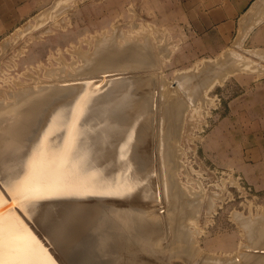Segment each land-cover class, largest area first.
I'll return each mask as SVG.
<instances>
[{
	"label": "rangeland",
	"instance_id": "rangeland-1",
	"mask_svg": "<svg viewBox=\"0 0 264 264\" xmlns=\"http://www.w3.org/2000/svg\"><path fill=\"white\" fill-rule=\"evenodd\" d=\"M25 1L28 0H0V101H11L13 99L12 94L19 91L24 86L33 84L34 86H38V84H43L46 81L58 82L57 80L61 79V77L62 79L67 77L68 73L82 75L87 74L89 71L92 75H95V79H80L78 84L88 87L84 93L80 92L81 99H84L88 103V111L91 112V118L98 120L99 112L93 108V104H90V99L94 98L93 103H95V108H110V110H112L114 106L116 107L122 104L121 99H126L125 97L129 95L127 89L130 86L127 83L131 80H135L136 85H134L136 88L133 85V90L136 94L133 92L134 97L132 94L131 98L134 100L148 97L149 105L152 106V112L156 114V117L153 118V127L155 131L157 130V123L160 121L158 112L162 109L165 111V116L162 120L163 127H165L164 132L166 135L170 137L172 136L173 144H175V155H173L172 158L175 163L174 171L175 173L177 172L176 176L180 181L179 184L181 183L180 185H182L183 192L191 198H196V200L200 199L198 201L199 206H195L196 203L193 206L195 208L193 209L192 207L191 209L194 211L199 208L200 210H196L192 214L188 213V216L185 217V220L188 222V224L186 222L188 225L187 228L193 237V243L192 246L188 244L186 249L180 250L179 247H177L178 243L173 240L174 235L171 230L172 227H170V225H172L171 222L175 221L176 216L174 215V217L169 220L166 218L167 207L171 205V202L168 200L164 201L167 196L161 195L160 193L159 195L157 191L158 188L160 189L159 185H161L157 176L158 173H155L157 177L154 174L155 178L151 179V182H153L151 183L153 184L152 189L155 191L153 190L152 197H148L149 200L155 204L156 199L153 198L157 194V202H160V204H157L156 202L157 205H155L157 207L151 201V203H149L148 198H145L144 200L142 197L145 201L142 202L143 200L139 196L142 194V196L144 195L146 197V195L138 188L137 191L135 189L136 192L132 191L130 194L128 193L127 196L122 195V197L121 195H116L115 198L117 202H115L118 205L113 202L115 206L111 204L112 201L115 200L113 199L114 196H101L100 199V196L98 195H94V197H92V195L85 197L95 203L99 199V205L97 204L99 207L98 209H95L96 204H93V202L92 204L90 202V204L94 208H92V206L91 208H88L90 205L88 204L89 200H87V202L84 197L54 198L49 201L48 199H40L36 202L26 200L25 190L21 193H15V191L11 193L5 188V182L7 180L10 178L19 180L21 177H19L18 174L14 175L12 172L5 175V173L0 171V197L3 198V201L13 203L3 210V214L2 211H0V215L2 214L0 220H7L11 216L21 218L24 225H29L34 229L37 233L35 235L37 239L42 245L46 246L47 249L49 248L48 250L58 259L60 264H70L67 262V256L69 253H71V256L79 258L80 262L82 258L88 255V252L85 249H81L77 246L70 247V244L74 241H78L79 238L74 237V239H70L66 243L61 241L62 235H72L73 230L80 232L77 236L85 235V240H88L89 243L91 241V244L93 245H98L96 250H94L95 252L91 255L94 260H109L112 256L115 259L117 258V260H115L117 261L115 262L116 264H122L121 257H124V259L126 258L123 261L124 264H129L133 261L129 260L130 258H127L126 255L128 257H130V255L132 257L133 255L135 260L137 258L139 260L140 258L142 262L146 257V262L148 261L150 264L152 261V264H161V255L164 257L163 264H191V262L192 264H240L241 262V264H252L253 261L256 260V257H260V255L264 256V8H262L264 4L261 6L258 4L257 8L253 11H251L252 9L247 10L241 16L234 31L228 35L225 41H220V45L217 46L214 41L203 39L201 36L202 34H199L197 30H194L193 19L188 20L183 13L186 11L181 10V0H68V7H66V10H61L63 12L62 17L53 18L54 21L51 20L53 23L49 22L39 28L28 29V31L26 30L27 32H24L22 35V30L26 29V24L29 21L33 22L34 17L37 14H40L46 8L52 7L56 2V0H36V2H38L36 10H21L20 7ZM256 1L258 0H255L253 4ZM254 11H258L259 15H256ZM181 12L183 15H181ZM247 15L251 16L248 17ZM256 16L259 17L256 18ZM63 18L65 20H63ZM242 18L243 20L246 18L245 20L247 21L241 20ZM255 18L258 20L256 21ZM250 19L253 20L254 23H250ZM248 20L251 25H248ZM135 23L136 25H134ZM243 24L245 31H242V29L244 30V27L242 28ZM46 26H49L52 32H50V30L44 31L43 28ZM106 36H109V41L106 39ZM124 36L126 37L124 38ZM160 37L164 38L161 39ZM101 38H105L106 40H102ZM100 39L103 42H100ZM149 39L151 41H149ZM115 40L116 42L118 40V42L116 43ZM108 42L110 45L106 44ZM97 47H99L98 50ZM147 47H149V49ZM228 51L233 60L228 58L229 55L226 53ZM101 52H103L105 55L104 58H106L107 61L105 60L104 64L91 68V62H89V60H99ZM234 52H237L240 55L236 56ZM223 56L225 59H223ZM227 58L230 60V63L227 65L228 67H226V69L221 68L224 72H218L221 69L219 66H216V64L222 60H227ZM238 59L243 60L241 61L243 64L244 62H249L248 64H250V66L254 65L257 67H248L250 69H245L243 68L245 65H238V62H236ZM214 60L216 61L213 62ZM115 61L117 63H114ZM79 65L81 67H79ZM110 65L112 67H110ZM108 67L110 70L107 71H110V74L106 72V74L109 75H107V82L109 83V79H118V81H120L117 84L115 83L114 86H112V83H103V79H101L102 70H105V68ZM200 68L202 70H200ZM238 68L241 69L238 70ZM188 69L190 71L191 69H195L194 73L195 71H200L196 77L193 76V79H191L193 82L201 81V84L198 87L199 89L197 88V92L195 93L193 91L191 92V89H188L186 86L179 84V76L181 74L179 72H189ZM233 69H235V72ZM215 70H218V74L220 75L222 73L223 76H219ZM229 70L232 71L230 72ZM207 71L208 73L206 74ZM214 72L217 75H215ZM177 74L179 76H177ZM205 74L208 77L212 74L210 76L211 78L213 74L214 76L212 80L209 79L210 82H207V79L205 81L206 83L202 84V78H205ZM216 76L219 77L216 78ZM174 77L175 79H173ZM106 84H108L109 88H107ZM165 87L166 89H163ZM178 87L180 88L179 91L176 90ZM108 89L110 91L103 93L101 97L98 96V94H101L104 90ZM183 89L185 91H183ZM164 90L170 91L166 94ZM189 90L194 96V100L196 99L197 102L196 100L192 102L193 96L189 95ZM199 90L201 92H199ZM181 107L184 108L181 109ZM79 109L80 107L78 106L74 108V110L77 111H79ZM2 114H0V117L6 115V112H2ZM110 118L109 113L104 119V122H108L106 126H109L110 128H108L107 133L103 135V138H105L106 141L113 143L115 142L116 136H114V139H110L114 132L112 131L114 127L112 126ZM72 131L69 132L65 141L62 143L60 152H54L52 154L51 144L46 139L37 141L38 144H40V148L43 146V150H49L51 152L48 156L53 157V155L57 154L64 158L63 162L65 163V166L62 168L63 174L67 173L69 167V151L72 144V142H69V139L75 137L74 134L72 135ZM152 142L151 144L153 145L159 143L158 140ZM151 144L150 147L152 146ZM35 145L36 142L33 143V146ZM109 146L110 144L107 145V148ZM114 152L115 148L111 144L110 155ZM153 156L155 159L157 158L155 152L152 154V157ZM154 157L153 160H155ZM157 159L159 160V158ZM157 159L156 161H158ZM38 160L40 159H37V161ZM104 167H106V164ZM49 173L53 174L44 170V174L47 177L49 176ZM72 181L73 179L68 177L62 182V184L73 185ZM41 182L43 183V181ZM147 182L148 181H144L145 184ZM99 184L103 183H97L94 186ZM103 185L107 186L106 184ZM183 187L186 190L189 189L190 193L188 192L189 190L185 191ZM192 189L195 191L193 192ZM138 192H141L140 195ZM135 193L137 194L135 195ZM203 194L204 196L202 197ZM134 196L136 199H133L135 198ZM197 196L201 197L197 198ZM91 197L93 199H90ZM96 197L97 199H95ZM105 197H108L109 199L112 197L111 199L113 200L108 201L109 199H106ZM128 197L129 200H127ZM102 198L103 201L101 200ZM121 198H125L123 199V202H121ZM209 198L210 200H208ZM78 199H80V202H83L80 203ZM131 199H133L132 201L134 204ZM101 201L106 203L103 204ZM125 201H129L128 205L132 204L128 206L124 203ZM118 202L121 203L119 204ZM161 202L164 203L161 204ZM150 204L151 206H149ZM212 204L215 205V207ZM73 205H80L83 213L82 211H78V213L76 210H73L71 208ZM100 205H104L103 209L101 208V210L104 211L111 205L112 208L116 206L122 208H125L126 206L131 209L135 208L136 210H141V208H143L144 211L147 212L146 207L148 206L150 207L148 209L154 211V214L159 211H161L159 213H162V215L164 213L163 216L159 215L160 217L157 218V221L153 220V217L151 216H149L151 218L147 216V219L143 217V219H145L144 221L142 218L139 220V222L141 221L143 224L144 222L145 224L148 223L149 220H152V223L154 221V223H158L159 221L160 223L159 225L157 224L158 226L153 223L156 228L164 223L160 228L166 226L162 228L165 230L161 231L157 228V230L160 231L157 232H162L160 236H164L163 238L161 237L162 239L160 238L163 240L160 243V249L155 246L159 239V236L158 239L156 237L158 234L157 232H155L157 233L155 235L153 234V231H151L153 234L152 240H154L155 237V240L157 239L152 246L151 244H153V241L150 242L151 232L144 235L140 231L133 229L131 230V238L128 234H125L126 231H123V234H120V237L117 238L119 243L117 242L118 240L115 241L116 243L112 242L114 243V246H112L113 252L111 254L110 252L106 253L105 251L107 247L101 246V239L104 235L110 236L109 234L112 229L110 224L106 227V223L103 224L104 221L102 220L103 215L106 214L109 209L102 212L99 210L101 207ZM137 206L138 208H136ZM158 206L165 207L164 209L161 207L159 209ZM155 209H157V211H155ZM95 211L101 216L98 213V216H96V213H94ZM73 213H76V215ZM108 213H110V215L106 214L103 217L104 220H106L105 222L110 221L109 217L113 214L110 211ZM240 214L241 216H239ZM90 215H93V221ZM107 215L109 217L105 219ZM249 216H251V218ZM95 217H98V221ZM45 218L46 220H44ZM160 218H162V221L164 222L160 221ZM163 218H166V221L165 219L163 220ZM243 218L247 219L245 220ZM247 221H251V224ZM166 223H169L170 225H167ZM60 225L62 226V230L65 229V232L61 231ZM90 225L91 227H88ZM98 225L105 226L102 228L108 229L106 231L107 234L98 232L94 233V227H100ZM47 227H52V231L47 230ZM82 228H84V232L82 231ZM53 229L57 231L55 232ZM58 233H60L61 237L60 235L57 236ZM124 234L128 235L129 239L128 236H125ZM133 236H136V238L134 239ZM148 236H150V238ZM126 238L127 240H125ZM129 240H132L131 242L133 243H129ZM140 240L146 242L143 241V243H140ZM168 240H170L168 243L171 245L167 243ZM172 240L174 241L173 244ZM124 241L126 243L128 241L127 244H130L131 246L135 242L136 247L133 246L136 250H131L133 246L131 247L129 245V248H131L129 249L126 246L127 253H125V251H123V248L125 247L121 246V244H125ZM159 242L160 241H158V243ZM180 244L182 245L183 243L179 242V245ZM185 244L186 243L184 242L183 245ZM165 245L168 248L163 251L164 249L162 248H165ZM180 248H182V246ZM133 251L134 253L136 252V254L139 252L140 255H137L138 257L135 256L136 254H134ZM144 251L146 253H143ZM141 253L145 255L142 256ZM147 253H149V256L151 254V258L146 255ZM153 253L158 256H155ZM153 255L155 256L154 259L152 257ZM156 257L157 259H155ZM159 257L161 258V261L159 260L160 262L158 261ZM239 257L241 259H239ZM131 259L134 258L132 257ZM83 263L84 261L81 264ZM86 264H92V262L88 261Z\"/></svg>",
	"mask_w": 264,
	"mask_h": 264
},
{
	"label": "bare ground",
	"instance_id": "bare-ground-1",
	"mask_svg": "<svg viewBox=\"0 0 264 264\" xmlns=\"http://www.w3.org/2000/svg\"><path fill=\"white\" fill-rule=\"evenodd\" d=\"M258 1H256L250 7L249 10L252 9L251 11H253L257 8L258 4H260V6L262 4H264V0H260L259 2ZM66 7H68V0H56V2L53 4L52 7L46 8L40 14H37L34 17L33 22L29 21L26 24V29L22 28V29H24V30H22V32H23L22 35L24 34V32H27L28 29L31 30V28H39V27L43 26L44 24L52 22L51 20H53V18L55 19L58 17H62L63 12L61 10H66ZM262 8H264V6ZM132 9H133V7H132ZM255 13L257 15L258 11H256ZM135 14H136V12H135ZM253 15H254V13H253ZM249 16H251V15H249ZM244 17H245V15H244ZM257 17H259V16H256V18ZM256 18H255V20H256ZM260 18H262V17H260ZM59 19H62V18H59ZM245 19L246 18H244V20ZM63 20H65V19L63 18ZM241 20H243V18ZM245 21H247V20H245ZM250 21H251L250 23H254L253 20L250 19ZM116 23H118V22H116ZM248 23H249V20H248ZM250 23L248 25H251ZM58 25H60V24H58ZM134 25H136V23ZM243 27H244V24L242 25V28ZM20 28H19V30H20ZM43 30L44 31L50 30V32H52L49 26L44 27ZM242 31H245V27H244V30L242 29ZM124 33H125V31H124ZM124 33H123V35H124ZM147 33H148V31H147ZM114 35H115V33H114ZM240 35H241V33H240ZM246 35H247V33H246ZM19 36H20V33H19ZM109 36L112 37L111 35H109ZM109 36H106L107 40H108ZM238 36H237V38H238ZM125 37L126 36H124V38ZM241 37H243V36H241ZM132 38H134V37H132ZM146 38H148V37H146ZM160 38L163 39L164 37L163 38L160 37ZM101 39H100V42H103V41H101ZM103 39L106 40L105 38H103ZM115 39H116V37H115ZM145 40H147V39H145ZM239 40H240V38H239ZM149 41H151V40L149 39ZM149 41H148V43H149ZM237 41H238V39H237ZM115 42H116V40H115ZM117 42H118V40H117ZM131 42H132V40H131ZM146 43H147V41H146ZM234 43H235V41H234ZM106 44H109V42ZM121 44H122V42H121ZM158 44H160V43H158ZM162 45H163V43H162ZM235 45H237V44H235ZM146 46H148V45H146ZM116 47H117V45H116ZM149 47H147V48L149 49ZM98 48L99 47H97V50H98ZM239 48H242V47H239ZM92 52H93V50H92ZM83 53H85V52H83ZM226 53L229 55L228 58L230 59L231 58V56H230L231 54H229L230 52L228 51ZM80 54H81V52H80ZM127 54H128V52H127ZM234 54L236 56L240 55L237 52H234ZM104 56L105 55L103 54V52H101V54L99 55V60H97V61H91L92 59L89 60V62H91L90 67L93 68V67H97L100 64H104L105 60L107 61V59L104 58ZM132 56H133V54H132ZM221 56H222V54H221ZM84 57H85V54H84ZM137 57H138V55H137ZM228 58H227V60L220 61L221 63L220 62L219 63L217 62L218 64L215 63L216 66H219L220 69L221 68L226 69V67H228L227 65L230 63V60H233V58H231L230 60H228ZM234 58H236V57H234ZM121 59H123V58H121ZM137 59H135V60H137ZM219 59H220V57H219ZM223 59H225L224 56H223ZM215 61L216 60H214L213 62H215ZM241 61H243V60L238 59V61H236V62H238V65L239 64L242 66L245 65L243 67L245 69H247L248 67H250V68L257 67L254 65L250 66V64H248L249 62L248 63L244 62V64H243V63H241ZM114 63H117V62L115 61ZM233 63L236 64L235 62H233ZM231 65H232V63H231ZM79 67H81V66L79 65ZM110 67H112V66L110 65ZM258 67H260V66H258ZM108 68H105V70L104 69L102 70L103 72H102L101 79H103V83H108L107 82L108 81V79H107L108 74H106V72H108V73L110 72V71H107V70H110V68L109 69ZM202 68H203V66H202ZM232 68H233V66H232ZM250 68H248V69H250ZM210 69H208V70L211 71ZM239 69H241V68H238V70ZM194 70L191 69V71H190L188 69L189 72H186V71L179 72L181 74L179 76L178 75L179 73H178L177 76H179V84L180 85L186 86L188 89H191V92L193 91L195 93V92H197L196 90L200 86L201 81H198V82L194 81L193 82V80H191V79H193V76L196 77L198 72H200L198 70V72L195 71V73H194ZM200 70H202V69L200 68ZM221 70L220 71L215 70V71L216 72L217 71L218 72H224L223 70L222 71ZM234 70L235 69H233V71ZM229 71L231 72L232 70H229ZM262 71H263V69H262ZM77 72H78V70H77ZM218 72H217V74H218ZM258 72H259V70H258ZM207 73H208V71L206 72V74ZM209 73H213V72H209ZM111 74H112V72H111ZM214 74H215V72H214ZM214 74H213V76H214ZM217 74H215V75H217ZM220 75L223 76L222 73ZM94 76L95 75H92L91 72H89V71L87 74H82V75L74 74V73H68L67 77H65L64 79H62V77H61V79L57 80L58 82L46 81L47 83L46 82H44L43 84L40 83V85L38 84V86H34V84L24 86L22 89H20L17 92H14L12 94L13 99L11 101H0V114H2V112H6V115L0 117V171L5 173V175L10 174L12 172L14 175L18 174V176L21 177L19 180H15L13 178H10L9 180H7L5 182V188L8 189L9 192H11V193H13L14 191H15V193H21L23 190H25L26 191V200H29L31 202H36V201H39L40 199H48V201H49L50 199L53 200L54 198L55 199L56 198H67V197H75V198H81V197L83 198L84 197L85 198L87 196L89 197L90 195H92V197H94V195H98V196H100L99 199L101 198V196H114L113 199H115V200L112 201V203H111V204H113V202L114 203L117 202L116 198H115L116 195H121V196L126 195L127 196L128 193L130 194L132 191H135V189L137 191L138 188L140 189V191H143L146 195V197L144 195L142 196V194H141V196H139L141 192L140 193L138 192L139 193L138 196L141 197V199H142V197L144 198V200H145V198L147 199L148 197H152L154 189H152L153 184H151V183H153V182H151V179L155 178L154 177L155 173L156 174L158 173L157 176L159 178V181L161 182V185H159L160 189L158 188V190H157L158 194L160 193L161 195H166L167 199L164 196V198H165L164 201L168 200L171 202V205L169 207H167L166 218H168L167 220H169V219H172L174 217V215L176 216L175 221L171 222L172 225H170L169 223L168 224L166 223L167 225H170V227H172V229L171 228L170 229L172 230L173 235H174L173 240H175V242L178 243L177 247H179L180 250L186 249L188 244H190L192 246L193 237H192L191 232L187 228L188 222L185 220L186 219L185 217L188 216V213L192 214L196 210H200L199 208L195 209L194 211L191 209L196 203L198 205L196 204L195 206H199L198 201L200 199L196 200V198H191L190 196L186 195L183 192L182 185H180L181 183L179 184L180 181L178 180V178L176 176L177 172L175 173V171H174L175 163L173 162V159H172L173 155H175V151H174L175 144H173L172 136L170 137V136L165 134V132H164L165 127H163V124H162V120L164 119V116H165V111L163 109H162L163 111L158 110L160 121H159V123H157L158 124L156 126L157 130L155 131L154 127H153L154 126V122H153L154 119L153 118L156 117V114L154 112H152V106L149 105L148 97H146V98L144 97L143 99H141V98L140 99H134V100H133V98H131L132 97L131 95L133 94V92L135 93V91L133 90V85L135 84V80H131L127 83L130 86L127 89L129 95L127 97H125L126 99H121L122 104L118 105L116 107L114 106V108L112 110H110V108H106V109H101V107L95 108V103H93L94 98L90 99V101H89L90 104H93V108L98 110V112H99V119L95 120V119L91 118V112L88 111V103L84 99H81L80 92L84 93L88 89V87H85V85L78 84V82H80L79 81L80 79H87V78L95 79ZM162 76H163V74H162ZM213 76H212V78H213ZM219 76H216V78H218ZM133 77H135V76H133ZM175 77L173 79H175ZM207 77L208 76L206 75L205 78H202L203 79L202 84L206 83L205 81L207 79H208L207 82H210L209 79L212 80L211 77L210 78L209 77L207 78ZM137 78H136V81H137ZM132 79H135V78H132ZM109 80H110L109 83L113 84L112 86H114L115 83L117 84L120 82V81H118V79H113V80L109 79ZM24 82H26V81H24ZM171 82H173V81H171ZM27 83H31V82H27ZM36 83H37V81H36ZM175 83H176V81H175ZM108 84H106L107 88H109ZM170 84H173V83H170ZM22 85H23V82H22ZM205 85H207V84H205ZM186 87H184V88H186ZM135 88H136V86H135ZM163 89H166V87ZM179 89H180L179 87H178V89L176 88V90H178V91H179ZM200 90H199V92H201ZM107 91H110V90L109 89L104 90L101 94H98V96L101 97L102 94L106 93ZM169 91L164 90V92H166V94H168ZM180 91H182V90H180ZM183 91H185V90L183 89ZM89 92H90V89H89ZM188 92H190V90ZM191 92L189 95L193 96L191 94ZM162 94H164V93H162ZM146 96H148V95H146ZM133 97H134V94H133ZM138 97H141V96H138ZM192 98H193L192 102H194L196 99L194 100V96ZM208 100H210V99H208ZM185 102H186V100H185ZM196 102H197V100H196ZM76 106L80 107L79 111L74 110V108ZM167 107H168V105H167ZM183 108L181 107V109H183ZM109 113H110V117H111L110 121L112 122V126L114 127V129L112 130L114 132H113V135L111 136L110 139H114V136H116L115 142H113V143H110V142L106 141L105 138H103V135L106 134L108 128H110L109 126L108 127L106 126L108 122H104V119L106 118V116ZM181 126H182V124H181ZM72 129H73V131H72ZM70 131H72V135L74 134L75 137H73L72 139H69V142L70 143L72 142L71 149L69 151V159H68L69 167H68L67 173L63 174L62 168L65 166V163L63 162L64 158L61 157L60 155H57V154L53 155V157L48 156V154L50 155L51 152L49 150H43V146L40 148V146H39L40 144H38L37 141H41V140L46 139L51 144L52 154L54 152H60L62 143L65 141V138L67 137V135L69 134ZM108 132H110V131H108ZM154 140H158L159 143L157 142L158 144H156V145L151 144V142ZM35 142H36V145L33 146V143H35ZM152 143H154V142H152ZM109 144H110V146L107 148V145H109ZM111 144L114 146L115 152L110 155ZM150 144L153 147L152 146L150 147ZM22 149H24V150H22ZM178 151H179V149H178ZM154 152H155V156L157 155V158H159V160L156 158L158 161H156L154 156L153 157L155 160H153L152 154H154ZM37 159H40V160L37 161ZM105 164H106V167H104ZM44 170L51 172L53 174L49 173V176H48L49 178H48L44 174ZM156 174H155V176H156ZM68 177L73 179V181H72L73 185L62 184V182L64 180H66ZM94 180H96V181H94ZM41 181H43V183ZM144 181H148V182L145 184ZM156 181H158V180H156ZM97 183H103V184H106L107 186H105L103 184H99V185L94 186ZM141 185H142V187H141ZM188 190L185 189V191H188ZM192 191L194 192L195 190L192 189ZM188 192L190 193V190ZM201 193H203V192H201ZM0 194H1V192H0ZM136 194L137 193H135V195ZM155 194H156V192H155ZM131 196H129V197H131ZM203 196H204V194L202 195V197ZM92 197L90 199H93ZM129 197L127 200H129ZM159 197H161V196H159ZM198 197H201V196H197V198ZM103 198L101 199L102 201H103ZM105 198L107 199L108 197H105ZM111 198L110 199L108 198L109 199L108 201L113 200ZM125 198H123V199H125ZM210 198L208 200H210ZM2 199L3 198L0 197V211H2V214H3V210L13 203L9 202V201H3ZM95 199H97V197ZM123 199L121 202H123ZM133 199H136V197ZM133 199H131V201ZM138 199H140V198H138ZM153 199H156V202H157V200H158L157 194ZM79 200L80 199H78V201ZM85 200L87 201L89 199L85 198ZM98 200L96 203L92 201L93 204L94 203L96 204L95 209H98V207H99V206H97V204L100 202V201L98 202ZM144 200L142 202H145ZM119 201H120V198H119ZM148 201H149V203L152 202L151 200H149V198H148ZM81 202H83V201H81ZM90 202L91 201L89 200L88 204H90ZM92 202H91V204H92ZM156 202H155V204H156ZM158 202H157V204H160V202L159 203ZM75 203H76V201H75ZM102 203L105 204L106 202H102ZM124 203L128 205L129 201L128 202L125 201ZM163 203L161 202V204H163ZM91 204L88 206V208H91V206H92ZM133 204H134V202H133ZM147 204H148V202H147ZM106 205H108V204H106ZM130 205H128V206H130ZM73 206H71V208L73 210H76L77 212L82 211L80 208V205H73ZM100 206L101 207L99 210H101V208L103 209L104 205L103 206L100 205ZM113 206H115V204H113ZM138 206L136 208H138ZM144 206H145V203H144ZM149 206H151V204ZM213 206L215 207V205H213ZM107 207H105V208H107ZM110 207L112 208L111 205L109 206V208H107V209H109L108 212L110 211L113 214L111 217H109L108 215H110V213L106 212V214H108V215L105 217V219L109 217L110 221H108V219H107L108 222H105L106 220H104L103 217L106 214L102 213V214H104L102 217V220L104 221L103 224L106 223V227H108L107 225L110 224L111 229H112L110 231V234H109L110 236L104 235L101 239V246L107 247V249L105 251L106 253L110 252V254H111L113 252L112 246H114V243H116L115 241L118 240L117 238L120 237V234H123L122 233L123 231H126L125 234H128L130 236L131 232H132L131 230H133V229L140 231L144 235H146L147 233H149L151 231H153V234H155V235L158 233L159 235L157 234L156 237L158 239V236H159V239L158 240L156 239V240H157V243H158V241H160V242L158 244L156 243L157 245L155 244V241H156L155 238L156 237L154 238V240H152V237H153L152 232H151L152 235L150 234V236H151L150 242L153 241V244H151V245L153 246L155 244V246L159 247L158 249H160V245H161L160 243H161V241H163L161 239L164 236H160L162 232L159 233L160 231L157 230V228H159L161 231L165 230L162 228H164L166 226H164V227L162 226V228H160L161 225H164V223L161 224L160 227L156 228L155 225H157V224L159 225V223H160L159 221H158V223H154L155 222L154 221L153 222L155 224L154 225L152 223V220L150 221L148 219L152 224L149 221H148V223L145 224V222H144V224H143L141 221L139 222V220H140V218L143 219V217H145V219H147V216L148 217L151 216V217H153L152 218L153 220L157 221L158 220L157 218H159L162 215V213L161 214L159 213L161 211L158 210L159 212L154 214V211L149 210L148 208H150V207H148V206L146 207L147 210L145 209L148 213L145 212L144 209L141 207H140L141 210H138V209L136 210L135 208L131 209L130 207L128 208L126 206H125V208L116 206L112 209ZM131 207H133V206H131ZM160 207L162 209H164L165 206H160ZM160 207H159V209H160ZM92 208H94V207L92 206ZM194 208L195 207H193V209ZM107 209H105V211ZM99 210H97V211H99ZM152 210H154V209H152ZM101 211L103 212L104 210H101ZM155 211H157V209H155ZM209 211H210V209H209ZM234 212H236V211H234ZM82 213H83V211H82ZM94 213H96V211ZM97 213H96V216H98ZM146 213H147V215H146ZM73 214L76 215V213H73ZM92 214H93V212H92ZM79 215H81V214H79ZM163 215H164V213H163ZM237 215H238V213H237ZM249 215H251V214H249ZM239 216H241V214ZM90 217L92 218V221H93V215L92 216L90 215ZM151 217H149V218H151ZM249 217L251 218V216H249ZM95 218H94V220H95ZM166 218H163V220L165 219V221H166ZM145 219H143V221ZM191 219H192V217H191ZM243 219H245V218H243ZM44 220H46V218ZM44 220H43V222H44ZM159 220L162 221V218H160ZM97 221H98V219H97ZM251 221H247V222H249L251 224ZM162 222H164V221H162ZM186 222H187V224H186ZM92 224H93V222H92ZM100 224H101V222H100ZM194 224H195V222H194ZM64 225H65V223H64ZM62 226H63V224H62ZM62 226L60 225V229ZM98 226H100V227H98V228L94 227V233L98 232V233L107 234L106 231L108 229L102 228L105 226H101V225H98ZM88 227H91V225ZM51 228L47 227L46 229L50 231ZM57 229L60 230L59 228H57ZM64 230L61 229V231H64ZM83 230H84V228H82V231ZM171 230H169V231H171ZM258 230H259V228H258ZM157 231H159V232H157ZM167 231H168V229H167ZM128 232H130V233H128ZM155 232H157V233H155ZM60 233L63 234L62 232H60ZM60 233H58L57 236L60 235ZM72 233H73L72 235H68V234H65L64 236L62 235L61 241L66 243L70 239H74V237L79 238L78 241H74L72 244H70V247L77 246V247H80L81 249H85L88 252V255L86 257L82 258V260L80 262L79 258L71 256V253H69L70 255L68 253H66V254H68L67 262H69L70 264H79V263L81 264L84 261L83 264H86L88 261H91L92 264H116L115 262H117V261H115V260H117V258L115 259L112 256H111V258H109V260L108 259L107 260H103V259L94 260V258L91 255L93 252H95L94 250H96L98 245H93V244H91V241L89 243L88 240H85V238H84L85 235L77 236L80 234V232L73 230ZM259 233H260V231H259ZM36 234L37 233L34 231V229L32 227H30L29 225H24V222L22 221V219L17 217V216H11L7 220L1 219L0 220V264H60L58 259L55 258V256L48 250L49 248L47 249L46 246L41 244V242L35 236ZM165 234H166V232H165ZM128 235H125V236H128ZM129 236H128V239H129ZM131 236H130V238H131ZM150 236H148V237L150 238ZM60 237H61V235H60ZM123 238H124V236H123ZM135 238H136V236L134 237V239ZM166 238H167V236H166ZM125 240H127V238ZM120 241H122V240H120ZM131 241L132 240H129V243H133ZM143 241L140 240L139 242L143 243ZM169 241L170 240H168L167 243ZM112 242H114V243H112ZM117 242L119 243V240ZM144 242H146V241H144ZM179 242L180 243L182 242L183 244L185 242L186 244L185 245H183V244L179 245ZM127 243H128V241H127ZM127 243L125 242L126 245L121 244V246L125 247V248H123V251H125V253H127L126 252V246L129 248V245H130V244L128 245ZM173 243H174V241L172 242V244ZM168 244H170V243H168ZM133 245L136 247L135 242ZM166 245H165V248H162V249H164L163 251H165V249L168 248ZM256 245H257V242H256ZM134 246H133V248H131V247L130 248H131V250L133 249L135 251L136 249H134L135 248ZM163 246H164V244H163ZM181 246H182V248H180ZM119 251H120V249H119ZM128 251H130V250H128ZM134 251H133V253H134ZM121 252H122V250H121ZM147 252H149V251H147ZM166 252H167V250H166ZM143 253H146V252L144 251ZM134 254H136V252ZM148 254L149 253H147L146 255H148ZM151 254H152V252H151ZM151 254H150V256L148 255L150 258H151ZM120 255H123V254H120ZM137 255H140L139 252L135 256H137ZM144 255L142 254V256H144ZM154 255L158 256L157 254H154ZM154 255L152 256L153 259L155 257ZM200 256H198V257H200ZM116 257H117V255H116ZM126 257L130 258L129 260H133L131 262L129 261L130 262L129 264H150V263H148V261L146 262V259H145L146 257L144 258L145 262H144V259L142 262L139 258L141 263L138 260V258L136 260H138L139 262L136 261L135 257L133 255H132V257L134 259H131L132 258L131 255H130V257H128L126 255ZM121 258H122L121 262H122V264H124L123 261L126 258L125 259H124V257H121ZM161 258L159 257L158 261L161 259L162 260L161 264H163V262H164L163 258L164 257H162V255H161ZM180 258H182V257H180ZM155 259H157V257ZM239 259H241V258L239 257ZM147 260H148V257H147ZM151 260H150V262H151ZM240 261H242V260H240ZM152 262H151V264H152ZM166 264H168V263H166ZM191 264H192V262H191ZM252 264H264V256L260 255V257H256V260H254Z\"/></svg>",
	"mask_w": 264,
	"mask_h": 264
},
{
	"label": "crops",
	"instance_id": "crops-1",
	"mask_svg": "<svg viewBox=\"0 0 264 264\" xmlns=\"http://www.w3.org/2000/svg\"><path fill=\"white\" fill-rule=\"evenodd\" d=\"M255 0H181V10L188 20L193 19L194 30L203 39L214 41L217 46L225 41L237 27L241 16ZM38 2L28 0L21 10H36ZM181 15L182 12H181Z\"/></svg>",
	"mask_w": 264,
	"mask_h": 264
}]
</instances>
